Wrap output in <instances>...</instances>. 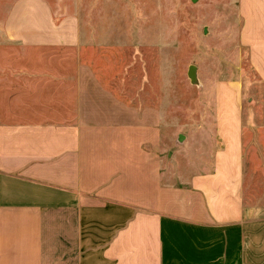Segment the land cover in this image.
<instances>
[{
  "label": "crops",
  "instance_id": "1",
  "mask_svg": "<svg viewBox=\"0 0 264 264\" xmlns=\"http://www.w3.org/2000/svg\"><path fill=\"white\" fill-rule=\"evenodd\" d=\"M234 1L264 142V0ZM122 40L64 0H0V264H264L241 70L174 144Z\"/></svg>",
  "mask_w": 264,
  "mask_h": 264
},
{
  "label": "rangeland",
  "instance_id": "2",
  "mask_svg": "<svg viewBox=\"0 0 264 264\" xmlns=\"http://www.w3.org/2000/svg\"><path fill=\"white\" fill-rule=\"evenodd\" d=\"M64 1L80 8L85 20L116 27L123 42L137 43L138 90L154 92L156 102L169 109L174 144L183 143L196 123L211 119L213 80L241 70L250 126L245 138L250 183L262 190L261 80L250 65L248 49L239 45L234 0ZM191 65L196 66V79L189 74Z\"/></svg>",
  "mask_w": 264,
  "mask_h": 264
},
{
  "label": "water",
  "instance_id": "3",
  "mask_svg": "<svg viewBox=\"0 0 264 264\" xmlns=\"http://www.w3.org/2000/svg\"><path fill=\"white\" fill-rule=\"evenodd\" d=\"M195 69H196V66L195 65H191L190 66L189 74L192 77V79H194V78L196 79Z\"/></svg>",
  "mask_w": 264,
  "mask_h": 264
}]
</instances>
